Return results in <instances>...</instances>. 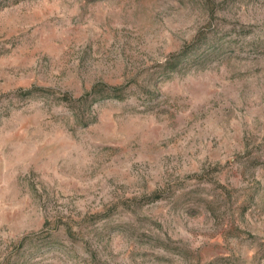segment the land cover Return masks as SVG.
Here are the masks:
<instances>
[{
	"label": "rangeland",
	"instance_id": "374dc122",
	"mask_svg": "<svg viewBox=\"0 0 264 264\" xmlns=\"http://www.w3.org/2000/svg\"><path fill=\"white\" fill-rule=\"evenodd\" d=\"M0 264H264V0H0Z\"/></svg>",
	"mask_w": 264,
	"mask_h": 264
}]
</instances>
